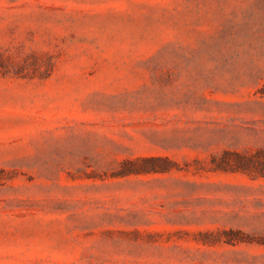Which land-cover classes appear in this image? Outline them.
<instances>
[{
  "label": "rangeland",
  "instance_id": "obj_1",
  "mask_svg": "<svg viewBox=\"0 0 264 264\" xmlns=\"http://www.w3.org/2000/svg\"><path fill=\"white\" fill-rule=\"evenodd\" d=\"M225 151H264V0H0V264H264Z\"/></svg>",
  "mask_w": 264,
  "mask_h": 264
},
{
  "label": "trees",
  "instance_id": "obj_2",
  "mask_svg": "<svg viewBox=\"0 0 264 264\" xmlns=\"http://www.w3.org/2000/svg\"><path fill=\"white\" fill-rule=\"evenodd\" d=\"M261 153L264 157V151L257 152L256 154H251L248 152H232V151H225L222 155L214 157V163L217 168L224 171H231V172H242L249 175H262L264 176V158L262 159L259 156ZM160 161L158 158H139L134 161L128 162L131 166V169H128L129 172H141L140 169L142 163H157ZM159 168L162 167H151L150 171H157Z\"/></svg>",
  "mask_w": 264,
  "mask_h": 264
},
{
  "label": "crops",
  "instance_id": "obj_3",
  "mask_svg": "<svg viewBox=\"0 0 264 264\" xmlns=\"http://www.w3.org/2000/svg\"><path fill=\"white\" fill-rule=\"evenodd\" d=\"M92 222L95 223L96 225L105 226V221L102 219H96L94 221H88L87 223H86V221H80V224L86 223V224L90 225Z\"/></svg>",
  "mask_w": 264,
  "mask_h": 264
}]
</instances>
